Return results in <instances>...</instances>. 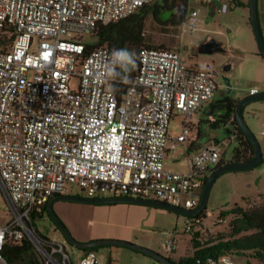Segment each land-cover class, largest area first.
Returning <instances> with one entry per match:
<instances>
[{
  "label": "built area",
  "instance_id": "2783aa9c",
  "mask_svg": "<svg viewBox=\"0 0 264 264\" xmlns=\"http://www.w3.org/2000/svg\"><path fill=\"white\" fill-rule=\"evenodd\" d=\"M212 1L187 0L182 32L204 29L191 3ZM150 2L0 0V197L7 205L0 264H22L8 262L4 250L28 243L42 264H101L94 250L83 251L75 262L62 242L40 237L31 225V214L40 213L49 198L67 194L69 184L87 198L105 192L199 206L203 181L222 157L218 144L200 147L191 135L192 119L220 89L214 64L188 65L180 51L142 48L135 76L124 82L107 75L117 48L101 45L87 52L83 42L99 26L117 23ZM174 117L182 119L176 136L169 133ZM261 135L264 141V123ZM184 145L186 170L166 168L165 159ZM197 222L186 232L194 233ZM177 243L173 233L163 244L165 252L173 253ZM232 257L204 264H237Z\"/></svg>",
  "mask_w": 264,
  "mask_h": 264
},
{
  "label": "rangeland",
  "instance_id": "374dc122",
  "mask_svg": "<svg viewBox=\"0 0 264 264\" xmlns=\"http://www.w3.org/2000/svg\"><path fill=\"white\" fill-rule=\"evenodd\" d=\"M175 1V2H174ZM166 0L164 5L161 0H151L150 7H154L152 15H147L144 35L145 41L159 48L180 51L188 65H201L204 62H212L215 69L227 63H232V68L228 74L230 78V96L239 101L251 95V90L257 92L264 91V59L258 55L259 49L256 43L250 23L249 8L240 6L238 2L247 3L249 0H213L207 5L192 2L191 6L199 9V18L204 29L195 32H182V27L173 25L179 18L184 21L187 13L186 7L181 2L183 0ZM260 27L264 38V0H257ZM155 13V14H154ZM208 36L224 43L228 53H215L212 55L198 54L194 48L198 42L204 41ZM83 42L94 44L97 42L93 35H85ZM217 72V71H216ZM218 75V73H217ZM220 89L215 93L214 98H219L223 82L217 76ZM76 82L72 83L74 87ZM205 111V110H204ZM204 111L196 114L192 119L194 127L192 136L197 135V146L200 143L208 144L214 142L224 156V160H229L232 150L236 146L234 137H228L224 127L213 128L210 124L211 118ZM244 119L251 131L256 136L261 145L264 157V141L261 135L264 123V100L256 101L244 107ZM181 117H174L169 124L170 135H179L182 131ZM233 130V129H232ZM218 141V142H217ZM194 154V150L189 151V158ZM187 154L186 145L172 151L165 159V166L171 170H186ZM67 194L87 197V193L77 185H67ZM99 197H109V193L101 192ZM0 224L7 220L6 208L2 196L0 197ZM264 201V161L256 167L237 172H227L220 175L214 182L207 201L206 215L202 219V225H194V231H199V241L202 243L209 239H216L220 234L227 235L230 231L231 216L219 218L220 211L229 210L235 205L245 208L256 207ZM125 205V204H121ZM133 210L127 206L102 205L97 212V216L102 217L107 222L120 224V228L125 233V238L118 239L132 242L142 247L149 248L157 253L178 261L179 259L192 254L191 244L192 232H186L188 224L192 220L185 216L170 211H164L158 216V224L151 232H136L133 239H128L131 234V222L128 220ZM219 219H222L221 221ZM35 228L45 238L52 241L62 242L66 250L70 253L75 262L79 260L83 250L73 247L66 242L61 232L56 229L51 220L44 216L35 221ZM134 233V232H133ZM176 233L178 241L177 248L173 253H166L163 244ZM116 239V238H112ZM28 246H31L28 243ZM31 246L26 252L33 251ZM101 264H161L153 258L143 253L129 248L119 246H102L95 251ZM237 264H262V262L250 257L232 255Z\"/></svg>",
  "mask_w": 264,
  "mask_h": 264
},
{
  "label": "trees",
  "instance_id": "16d2710c",
  "mask_svg": "<svg viewBox=\"0 0 264 264\" xmlns=\"http://www.w3.org/2000/svg\"><path fill=\"white\" fill-rule=\"evenodd\" d=\"M161 1L162 4H159L157 0L159 5H164L166 2V0ZM181 2L186 7V0ZM238 4L248 8L249 1L247 3L238 2ZM153 8L154 7L151 8L148 4L142 7L136 14L131 15L117 23L99 26L93 33L97 42L94 44H87V52L101 45H108L117 49L127 48L129 51L134 50L136 53V66L129 73H124L128 76V80L133 79L135 73L137 72L138 54L140 50L142 48L156 47L146 42L144 35L145 21L147 15H152V10L154 11ZM182 23V18H179L172 24L181 26ZM159 48H164V46ZM258 55L261 56L259 52ZM238 102L239 100L235 101L233 108L229 110V113L226 116L218 117L210 124L213 128L218 126L224 127L228 137L232 136L236 140V146L232 150L231 158L229 160H224V156L222 154L217 167L227 162L250 160L254 153L252 143L236 122L235 108ZM207 179L208 176L204 179L203 186L205 185ZM47 204L48 201L45 203L40 213L33 212L31 214L32 226L35 227V221L37 219H42L44 216H47L50 219ZM153 208L160 209L156 207ZM205 216L206 210L196 216H187V218L190 220H199V222L195 224L201 226L202 219ZM228 216H231L232 218L229 225L230 231L227 235L220 234L217 236L218 238L209 239L208 241L202 243L198 240L200 234L199 231H195L193 233V237L191 238L193 248L192 254H189L178 261H174L173 259L171 260L177 264H196V262L200 260L201 264H204L209 258L216 259L224 254L236 256H245L248 254L250 257L255 258L264 264V201L261 205L256 207L245 208L241 205H235L229 210L220 211L219 218H226ZM36 232L40 237L45 238L37 231V229ZM30 247L31 246H28V244L23 248L18 249H14L13 246H6L4 256L8 262L21 261L22 264H42L41 258H39L34 251L28 253L26 252V250ZM98 248L99 247H94L81 250L96 251Z\"/></svg>",
  "mask_w": 264,
  "mask_h": 264
},
{
  "label": "water",
  "instance_id": "95a60500",
  "mask_svg": "<svg viewBox=\"0 0 264 264\" xmlns=\"http://www.w3.org/2000/svg\"><path fill=\"white\" fill-rule=\"evenodd\" d=\"M249 14H250V23L253 30V34L258 45L259 53L261 57L264 59V38L260 27L259 15H258V5L257 0H249ZM194 50L198 54H207L212 55L215 53H228V49L224 45V43L215 40L214 38L208 36L204 41L198 42L195 45ZM230 66L225 67V69H230ZM225 83L228 84V89H230V80L225 79ZM264 100V91L257 92L255 94H251L248 97L240 100L235 108V116L236 122L247 138L253 145L254 153L250 160L247 161H240V162H227L223 165L214 168L210 174L208 175V179L203 187L201 201L199 206L196 209H186L182 207H176L170 204H166L163 202L152 201V200H144V199H137V198H128V197H105V198H87V197H80L76 195H55L48 200L47 209L48 214L50 216L51 221L55 224L57 229L61 232L62 236L73 247L78 249H89L94 247H102V246H119L132 249L134 251L143 253L146 256L153 258L154 260L158 261L161 264H177L173 262L170 258H167L154 250H151L146 247H142L140 245L134 244L132 242L118 240V239H100V240H93L89 242H81L75 239L65 224L61 221L58 215L55 213L53 204L54 202L61 200V201H70V202H80L86 204H109V203H135V204H143L148 205L160 209H164L170 212H174L176 214L182 216H196L203 212L207 206V201L210 195V191L215 180L222 174L227 172H237V171H245L256 167L257 165L263 162V153L261 149V145L258 142L256 136L251 131L249 126L244 119L243 111L244 107L248 104L256 101ZM209 110L206 111L208 113ZM214 115H219L220 112L214 111ZM211 167V166H210ZM20 248V247H19Z\"/></svg>",
  "mask_w": 264,
  "mask_h": 264
},
{
  "label": "crops",
  "instance_id": "0c3cea01",
  "mask_svg": "<svg viewBox=\"0 0 264 264\" xmlns=\"http://www.w3.org/2000/svg\"><path fill=\"white\" fill-rule=\"evenodd\" d=\"M203 145V143L199 144L200 147ZM96 198L105 197L98 196ZM102 205L127 206L130 210H133L128 219L131 222L130 227L134 232H131L129 235L128 239L131 240L136 236V232H151L158 224L159 214L166 211L164 209H155L152 206L135 203L86 204L61 200L54 202L53 208L72 236L78 241L89 242L100 239L125 238V233L120 228H115L121 227L119 223L111 224V222H107L102 217L97 216V212Z\"/></svg>",
  "mask_w": 264,
  "mask_h": 264
},
{
  "label": "flooded vegetation",
  "instance_id": "af4514ba",
  "mask_svg": "<svg viewBox=\"0 0 264 264\" xmlns=\"http://www.w3.org/2000/svg\"><path fill=\"white\" fill-rule=\"evenodd\" d=\"M232 68V63L229 61L225 64H223L220 69H216L218 75L220 76L222 82H223V86H222V90L220 91V96L219 98H214L212 100V102L210 103L209 106L206 107L205 109V114L207 116H209L211 118L212 121L216 120L218 117H222V116H226L229 113V110H231L233 108V105L235 104V101H237L238 99H235L233 97L230 96V90L228 89V84L225 83V79H229L228 74L231 71L230 69H225V67L230 66ZM231 88V85H230ZM209 110L208 113H206V111ZM214 111H218L220 112L219 115H214L213 112ZM55 225V224H54Z\"/></svg>",
  "mask_w": 264,
  "mask_h": 264
},
{
  "label": "clouds",
  "instance_id": "9594fccd",
  "mask_svg": "<svg viewBox=\"0 0 264 264\" xmlns=\"http://www.w3.org/2000/svg\"><path fill=\"white\" fill-rule=\"evenodd\" d=\"M136 66V53L135 51H129L127 48L113 49L109 60V67L107 69V75L111 79L120 78L124 82L128 81L126 75L122 73H129ZM120 69V71H117Z\"/></svg>",
  "mask_w": 264,
  "mask_h": 264
}]
</instances>
